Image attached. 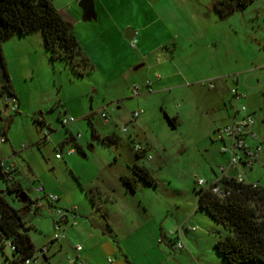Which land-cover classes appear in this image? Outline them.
<instances>
[{
	"label": "rangeland",
	"instance_id": "374dc122",
	"mask_svg": "<svg viewBox=\"0 0 264 264\" xmlns=\"http://www.w3.org/2000/svg\"><path fill=\"white\" fill-rule=\"evenodd\" d=\"M52 1L91 63L79 75L66 60L52 61L41 31L2 43L21 108L11 111L0 96V137L3 130L8 134L0 154L12 144L20 151L18 176L30 199L39 195V184L62 201L76 199L79 191L86 197L80 182L93 187L92 193H112L117 200L94 205L93 219L106 222L104 212L114 219L116 252L100 253V264H228L215 243L230 232L199 208L197 181L210 179L224 161L214 129L227 119L232 88L238 85L247 95L238 106L255 111L256 124L258 117L264 127V0L228 16L218 13L214 0H94L97 19L91 20L83 19L80 0ZM130 29L132 39L126 37ZM147 79L154 82L151 91ZM41 111L53 129L50 138L37 121ZM60 116L76 121L65 127ZM167 116L176 117V125ZM78 132L82 150L62 152V142ZM135 145L148 146L152 158L139 160L157 183L140 181L133 193L121 175L137 160ZM6 187L0 180V188ZM13 203L36 225L29 229L37 248L32 264H77L54 241L50 212ZM6 255L9 246L0 252V264H7Z\"/></svg>",
	"mask_w": 264,
	"mask_h": 264
},
{
	"label": "trees",
	"instance_id": "16d2710c",
	"mask_svg": "<svg viewBox=\"0 0 264 264\" xmlns=\"http://www.w3.org/2000/svg\"><path fill=\"white\" fill-rule=\"evenodd\" d=\"M254 1L214 0V4L221 16H228ZM36 31L42 32L52 61L66 60L79 75L88 72L91 60L72 24L62 16L52 0H0V67L3 72L0 96L3 98L15 94L2 43L15 35ZM168 119L176 125L175 118ZM40 124L44 125L41 121ZM48 127L52 130L50 125ZM73 137L71 134L69 139ZM137 156L140 157V154L137 153ZM3 179L7 187L0 188V252L5 253V248L9 246L11 255H6L7 264H32L37 248L29 233L31 227L24 219L21 208L13 203L22 202L20 193L25 191V187L15 180L14 172L5 171L0 165V180ZM121 179L133 193L137 192L140 181L157 183L153 171L145 164H134L131 173L122 174ZM224 182L231 190L225 197H219L209 188L196 189L199 208L205 209L230 232L225 237H219L215 247L228 264H264V186L259 184L254 187L234 178L225 179ZM8 194L12 195L13 200L8 198ZM29 200L33 202L27 194V201L22 204L25 206Z\"/></svg>",
	"mask_w": 264,
	"mask_h": 264
},
{
	"label": "crops",
	"instance_id": "0c3cea01",
	"mask_svg": "<svg viewBox=\"0 0 264 264\" xmlns=\"http://www.w3.org/2000/svg\"><path fill=\"white\" fill-rule=\"evenodd\" d=\"M133 37H134V33H133ZM142 60H143V58H141V61ZM158 78L159 77H156V79H158ZM148 82H151L150 87L153 86L154 82L151 79H147L146 86L149 89L150 87L148 85ZM0 86H2V83H0ZM209 88H211V87L209 86ZM237 88L240 90L238 85H237ZM13 92H14V94L17 98V102L19 104L18 111H16V112H19L20 108H21V102H20V98H19V93H18L17 89L15 88V86H14ZM246 98H243L241 101H245ZM3 101H4V98H3ZM229 102H230L229 104L225 103V107H226L227 115H228L226 121L222 125L218 126L216 129H214L215 130V141H217L216 143L218 144V148H219L220 153L224 156V161H222L219 164V167L221 165L228 166V160H229V155L222 152V148L225 144V140L218 138V131L224 125H226L227 123H230L236 116L235 109L232 107L233 99H232L231 93H230V101ZM5 106L8 107L6 103H5ZM250 111L255 113V111H253V110H250ZM62 117L63 116H60V118H62ZM174 118L176 119V117H174ZM134 119H136V118H134ZM37 121H39V122L41 121L44 123V125L40 124L41 129L43 127H45L46 125L48 126L47 121H46V117L44 115V112H42V111L40 113V116L37 117ZM75 121H76V119H75ZM255 126H257L255 128V130L259 134L260 140L262 141V143L264 145V127L258 121V117H257V124ZM50 128H51V125H50ZM52 130L49 132V138L51 137V134L53 132ZM79 133L80 132H78L77 134H79ZM72 135H74V134H72ZM75 136L76 135H74L73 139H69V137H68L66 140H64L62 142V144H64V146L61 145L60 149L61 150L66 149V146L68 144V147L74 145V146H77L78 150H79V148L82 150L83 145L79 142V140L82 138V134H81V138L77 141H75ZM3 137L5 138V140L8 139V134L6 133L5 130H3L0 138H3ZM4 142H0V143H4ZM145 147H146V151L144 153L140 154V157H138L137 153L134 151L137 160L136 159L134 160L133 165L134 164H145L146 165L145 162H142L139 159H142V158L151 159L152 158V156L148 153V150H149L148 146H145ZM19 154H20V151L16 150L12 144L11 148H6L5 151L2 154H0V162L5 160L8 162V164L9 163L13 164L14 169L12 170V172H14L15 180L20 181L22 183V185L25 187L22 179L18 176V174L20 173V168H21V165L19 164V161H18ZM241 168H244L245 170L249 171L250 173L247 175L244 172L245 170L241 171ZM259 169L263 170V172H264V166L262 165V163L255 162L252 166H241V167H237V168H232L231 170H229V173L232 176H236L238 174H243V177L246 180L252 181V182L258 181L260 185L264 186V175L262 173L261 174L259 173L260 172ZM131 171H132V167L128 171H126L122 174H130ZM219 173H220L219 170L215 171V175L211 176L210 179H206V180L207 181L214 180L216 178L217 174H219ZM80 184L82 185V190L86 191V193H87L86 197L84 196V194L81 191H79L78 197L76 199H73V200H66L65 199L64 201H62L61 196L57 194L60 198L59 201L57 202V205L64 208V209H70L72 207H77L78 208V216L75 219L71 218L68 221L64 222L63 228L65 230V233L67 234V237L65 239H62V240H55L54 239V241H60L61 244H60L59 249H63L66 252L69 251L70 255L71 254L73 255L72 256L73 258L75 257V259L78 258L79 260L83 259V260H81V261H83V264H100L98 260H99V256L101 254L106 253L108 255L112 252H114V253L116 252L115 245L113 244V242L111 240V237H112L113 232H114L113 223H112V221L114 219L112 217L113 215H110L109 213H106V212H104L106 222H104L103 220L101 222L100 221L98 222V221H96V218L93 219V214H94V210H95L94 205L95 206L98 205V203L101 202L100 199H106L108 201H113V200H117V199L114 198L112 193H109V195H102L101 193H97V192L92 193L90 191V189H92L93 187H90L89 185L88 186L84 185L82 182H80ZM45 188H46L47 192L54 193V191H52L53 189H50L46 185H45ZM87 196H89V197L93 196L94 197V204L93 205H91V203H89ZM99 197H101V198H99ZM22 203H25V202L22 201ZM25 206H27L28 208L30 207V209L36 210V211L37 210L39 211V210L45 208V212L46 211L50 212L51 216L53 217L52 206L48 202V200L46 199L45 195H42V196L38 195L37 198L33 199L32 203H30V204L27 203ZM26 221L28 222L30 227H36V225L33 222H31L29 220H26ZM53 223H54V218H53ZM105 223L108 224L107 225L108 227L105 226ZM78 244L82 245V249L80 251L76 250V245H78ZM48 250H49L48 248H46V250H44V248H43L41 250L42 255L46 256V253Z\"/></svg>",
	"mask_w": 264,
	"mask_h": 264
},
{
	"label": "built area",
	"instance_id": "2783aa9c",
	"mask_svg": "<svg viewBox=\"0 0 264 264\" xmlns=\"http://www.w3.org/2000/svg\"><path fill=\"white\" fill-rule=\"evenodd\" d=\"M134 46V44H132ZM149 87L151 86V82H148ZM209 86H214L213 83H209ZM151 87L149 91H151ZM133 94L135 96L140 95L141 88L136 85L132 89ZM231 95L233 99L232 107L235 109L236 116L230 122L224 125L218 131V138L225 140V144L222 148V152L229 155L228 166L221 165L219 167V174H217L216 178L212 181H207L204 179H199L197 183L204 188H209L214 194L219 197L228 196L231 192L225 185L224 180L234 178L238 182L249 183L254 187L259 185L258 181H248L246 180L242 174H238L236 176H232L229 173V170L232 168H237L241 166H252L255 162H260L264 166V145L260 140V136L255 130L256 125V117L255 114L249 110V108L242 104L241 107L238 106V102L243 98H246L245 93H241V91L235 87L231 89ZM4 102L8 105V107L14 112L18 111V102L16 96H6L4 97ZM143 109L136 110L133 113V117L137 118L143 113ZM102 116L105 120L109 121V117L106 112H102ZM75 121L74 117H62L63 125H69ZM45 138H49V132L51 131L49 127L46 125L42 128ZM122 131H127V127H123ZM81 138V133L75 136V141ZM4 138H0V142H4ZM134 151L136 153L142 154L146 151V147L144 145H135ZM64 152V150H62ZM65 152L68 154L75 153V147L69 146L65 149ZM57 158L62 157V154L58 153ZM0 165L4 168L5 171L10 172L14 169L13 164H8L7 161L3 160L0 162ZM37 193L42 196L45 195L46 199L52 206V213L54 218V239L62 240L67 237V234L64 230V222L69 219H75L78 216V208L72 207L70 209H64L57 205L59 201V196L52 192H47L44 184H39L36 187ZM194 229V228H192ZM173 232H169L172 234ZM177 249L182 250L184 248V244L180 241L176 242ZM14 248V247H13ZM82 249V245H76V250L80 251ZM44 250L46 248L44 247ZM73 262L77 264H83V261L78 258H70ZM30 260H28V263Z\"/></svg>",
	"mask_w": 264,
	"mask_h": 264
},
{
	"label": "water",
	"instance_id": "95a60500",
	"mask_svg": "<svg viewBox=\"0 0 264 264\" xmlns=\"http://www.w3.org/2000/svg\"><path fill=\"white\" fill-rule=\"evenodd\" d=\"M79 6L83 9V19L84 20H91V19H97V12H96V6L94 0H80ZM133 29H130L126 33V37L128 39L133 38ZM82 156H85V154H82ZM20 198L23 202L27 201V193L23 191L20 193Z\"/></svg>",
	"mask_w": 264,
	"mask_h": 264
}]
</instances>
